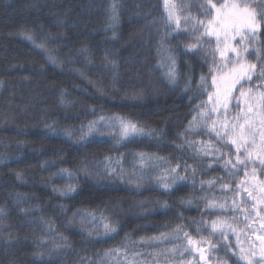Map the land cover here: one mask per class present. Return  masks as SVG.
Returning <instances> with one entry per match:
<instances>
[{
  "label": "trees",
  "instance_id": "1",
  "mask_svg": "<svg viewBox=\"0 0 264 264\" xmlns=\"http://www.w3.org/2000/svg\"><path fill=\"white\" fill-rule=\"evenodd\" d=\"M213 3L244 5L258 21L264 11V0ZM173 4L179 34L164 0H0V264H247L241 252H259L264 194L257 187L253 209L233 189L259 185L262 170L234 174L224 165L235 145L205 128L235 123L248 135L253 113L264 117V22L244 42L252 82L225 97L240 67L219 29V44L192 38L211 18L205 0ZM128 123L142 131L124 135ZM202 143L218 158L198 155ZM233 200L259 216L246 226ZM217 219L231 226L226 239L209 235ZM185 232L214 247L202 253Z\"/></svg>",
  "mask_w": 264,
  "mask_h": 264
},
{
  "label": "snow or ice",
  "instance_id": "2",
  "mask_svg": "<svg viewBox=\"0 0 264 264\" xmlns=\"http://www.w3.org/2000/svg\"><path fill=\"white\" fill-rule=\"evenodd\" d=\"M165 6L168 9L167 10V19L170 21L168 24V27L179 34V18L175 14L174 6H170V0H164ZM202 7L206 8V15L211 17L207 21L198 20L195 21V25L193 28V34L192 38L195 39L197 42L200 39V36H197L196 33L200 32L204 35L211 34L213 36H216V43H221L219 33L217 32V29H219V32L223 33L224 36V44H225V50L231 51L234 54V59H236V63L239 65L240 70L235 75L234 79L231 81V86L226 90L225 97L227 96V93L232 91V88L235 87V85L239 84L238 88H235L236 92L240 95H244V86L246 84H249L252 82V75L249 74L250 72H253L256 69L255 64L246 65L242 64L241 60L243 59V53L247 52L248 45L245 42L247 39L255 40L256 39V33L259 28H261V22H264V11L259 13L260 20L258 21L256 16L257 13L254 9H249L248 7L244 5L237 6L236 4H221L220 7H217L215 3H213V0H205V5ZM231 8L232 12L225 16L223 10ZM112 19L113 23L116 22V6L113 5L112 9ZM213 24H215V28H213ZM229 31L231 32V35H229ZM31 39V37H29ZM235 40L238 45H240V48L232 47L228 41ZM197 47V44H187L184 45V50L186 52L193 51ZM166 50V49H165ZM255 54V53H253ZM220 55L223 56L224 52L221 51ZM51 59V58H50ZM169 60L171 61V64L175 65V60L173 57H169ZM55 63V61H52ZM262 65H264V61H262ZM256 77L259 80L261 77H264V67H262L261 71L256 73ZM175 78V72L170 71L169 72V79L174 80ZM203 80V77L201 78ZM243 80V83L240 81ZM213 82H215L213 78ZM254 87H257V85H253ZM258 87H264V83H261L258 85ZM239 107V104L236 105ZM249 111H251V108H249ZM210 119V117H209ZM245 123H249L247 117L244 118ZM264 123V122H262ZM129 130L133 132L142 131V129H137L135 124L128 123L124 125L123 127V134L126 135ZM194 127L190 125L189 131H194ZM205 131L208 132L210 136H214L215 139L218 141H224L228 142L230 140V146L235 145L234 152L228 154V158L225 160V167L230 168L234 174H242L244 176H248L249 173L247 169L251 168V175L253 177L256 176V168H260L262 170L261 174L264 175V132H256L252 130V126L249 128V133L246 136L243 133L242 126L238 130L237 124H233L231 127H228L226 124H222L219 129L213 127L211 130L208 128H205ZM259 135L260 141H261V147L259 149V153H254L253 149L256 146V139L255 137ZM241 149H243V152H241ZM220 153L219 148H213V146L210 143H202L201 147L198 149L197 154L201 156H212L213 159H217V154ZM255 156V158H254ZM243 157V158H242ZM239 166V167H238ZM179 167V166H178ZM187 167V166H185ZM192 171H195L194 169ZM173 172H175V169H173ZM175 179H183V177L179 176L177 173L174 176ZM244 182H241L238 184L234 189L233 192L235 195H239L241 191L245 192L247 194V197L251 198L252 208L255 209L256 207V201L257 197L254 195V192L256 191L257 187L259 189V192L261 194H264V181H261L259 185H254L252 183L247 184L246 186H243ZM167 187V185H166ZM227 187V185H225ZM249 188H252V191H249ZM260 203L264 204V195H262ZM188 203H191V201H188ZM207 207L209 208H219L223 209L225 207V204H214L210 202H206ZM231 208L240 210V214L243 216V223L245 225H248L249 218L253 215L259 216V213H245L242 209V205L238 203L237 201L233 200L232 204L230 205ZM261 211H264V208L261 209ZM260 220L264 221V216H259ZM226 227H231L225 224L223 220L217 219L212 220L208 225L209 235H215L216 233H219L220 237H223L226 239L225 231L224 229ZM106 230H110L107 228V225H105ZM261 229L264 230V224L261 225ZM179 230V229H178ZM250 231H254L250 229ZM198 235H200L199 231L197 232ZM184 238L187 243L189 244H195L198 247V250H200L203 253L204 248L200 247L203 245L204 247H207L209 249L213 248V242L211 240H206L201 236V239L199 241L194 240L188 233H183ZM258 240L261 241V244L259 246V252H255L253 250H250L247 253L241 252V258L247 260V264H253V260L251 257L259 256V259H256L254 264H264V235H260L257 237ZM233 247L229 244H224L223 248L226 254H231L230 249ZM203 259V255L200 257ZM226 264V262H225Z\"/></svg>",
  "mask_w": 264,
  "mask_h": 264
},
{
  "label": "rangeland",
  "instance_id": "3",
  "mask_svg": "<svg viewBox=\"0 0 264 264\" xmlns=\"http://www.w3.org/2000/svg\"><path fill=\"white\" fill-rule=\"evenodd\" d=\"M170 6H174L173 4V0H170ZM237 72H239V68H235L232 71L229 72V76H235L237 74ZM252 120L250 122V126H252V130L256 131V132H264V117H262V115L258 114V113H253L252 115ZM247 136V134H245ZM256 139V146H255V150L256 153H259V149L261 147V141H260V136L257 135L255 137Z\"/></svg>",
  "mask_w": 264,
  "mask_h": 264
}]
</instances>
